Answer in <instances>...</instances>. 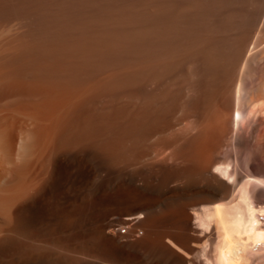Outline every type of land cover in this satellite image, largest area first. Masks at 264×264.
Here are the masks:
<instances>
[{
	"label": "bare ground",
	"instance_id": "bare-ground-1",
	"mask_svg": "<svg viewBox=\"0 0 264 264\" xmlns=\"http://www.w3.org/2000/svg\"><path fill=\"white\" fill-rule=\"evenodd\" d=\"M263 211L264 0H0V264H250Z\"/></svg>",
	"mask_w": 264,
	"mask_h": 264
},
{
	"label": "rangeland",
	"instance_id": "rangeland-1",
	"mask_svg": "<svg viewBox=\"0 0 264 264\" xmlns=\"http://www.w3.org/2000/svg\"><path fill=\"white\" fill-rule=\"evenodd\" d=\"M214 231H215V230L212 229L211 234H213V235L215 234V235H214L215 237H214L213 235H211V236H209L208 238H203L204 240L201 239V240H199L197 243H195V246H198V247H201V248L203 247V248L205 249V251L208 252L209 255H210V253L212 254L213 249H214V243L217 241V238H216V237H218V236H217V233H215ZM212 232H214V233H212ZM216 232H217V231H216ZM213 237H214V238H213ZM211 238L215 239V241H214L213 239H211ZM205 239H207V241H208V240H210V241L206 242L207 245H206V244H204V245L201 244V243H203V242L205 243ZM200 241H201V242H200ZM202 241H203V242H202ZM213 241H214V243H213ZM199 242H200V243H199ZM199 245H201V246H199ZM205 245H206V246H205ZM204 246H205V247H204ZM211 250H212V251H211ZM248 252H249V251H248ZM134 253H136L137 255L140 254V252H138V251H136V252H134ZM248 254L250 255L249 257H251V259H249V260H251L250 264H257L258 261H263V260H264V257H263L264 254H263V255H262L261 253H260L259 255H258V253H257V254H254V253H252V254H251V253H248ZM257 255H258L259 257H258ZM260 255H262V256H260ZM253 256H254V257H253ZM252 257L254 258V261L258 258V261L256 260L257 262L255 261V262H256V263H255L254 261H252V260H253ZM259 263H260V262H259ZM259 263H258V264H259ZM263 263H264V261H263ZM260 264H262V262H261Z\"/></svg>",
	"mask_w": 264,
	"mask_h": 264
},
{
	"label": "built area",
	"instance_id": "built-area-1",
	"mask_svg": "<svg viewBox=\"0 0 264 264\" xmlns=\"http://www.w3.org/2000/svg\"><path fill=\"white\" fill-rule=\"evenodd\" d=\"M260 223H264V211L259 214ZM254 250H264V241L254 244Z\"/></svg>",
	"mask_w": 264,
	"mask_h": 264
}]
</instances>
